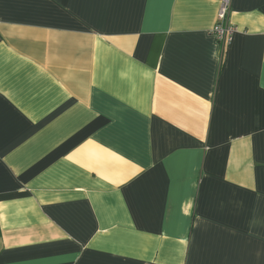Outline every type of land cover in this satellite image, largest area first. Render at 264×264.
Returning <instances> with one entry per match:
<instances>
[{
  "label": "crops",
  "instance_id": "crops-1",
  "mask_svg": "<svg viewBox=\"0 0 264 264\" xmlns=\"http://www.w3.org/2000/svg\"><path fill=\"white\" fill-rule=\"evenodd\" d=\"M0 0V264H264V0Z\"/></svg>",
  "mask_w": 264,
  "mask_h": 264
},
{
  "label": "built area",
  "instance_id": "built-area-1",
  "mask_svg": "<svg viewBox=\"0 0 264 264\" xmlns=\"http://www.w3.org/2000/svg\"><path fill=\"white\" fill-rule=\"evenodd\" d=\"M220 6L216 16V22L211 29V33L216 37L219 43L222 45L229 42L233 27L229 22V10L231 5V0H219Z\"/></svg>",
  "mask_w": 264,
  "mask_h": 264
}]
</instances>
